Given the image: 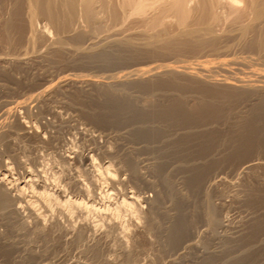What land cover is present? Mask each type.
<instances>
[{"label": "rangeland", "instance_id": "obj_1", "mask_svg": "<svg viewBox=\"0 0 264 264\" xmlns=\"http://www.w3.org/2000/svg\"><path fill=\"white\" fill-rule=\"evenodd\" d=\"M196 1L187 0V7L194 9ZM27 3L0 0V178L18 196L15 205L23 209L28 228L22 229V220L8 222L0 210V233L11 240L19 232L18 246L33 247L36 257L26 264H264V168H240L246 161L264 160V92L211 86L180 73L119 88L79 82L114 81L136 68L166 65L191 71L205 67L201 77L206 79H248L252 72H264V52L256 43L261 25L248 26L243 16L241 23L248 22L249 29L243 36L238 25L220 18L212 36L150 45L147 37L153 32L166 37L181 28L173 12L156 4L141 16L120 6L121 0H106L98 8L94 33L80 20L62 28L37 15L31 24ZM157 12L162 23L153 31L148 22ZM196 12L184 26L204 33L206 23L194 20ZM61 76L78 77V82L46 93L37 106L32 102L31 117L14 108L17 99L31 101ZM258 83L264 85V78ZM7 107L41 138L22 135V126L5 127L13 119L2 114ZM129 155L148 182H156L157 173L147 166L164 157L159 156L174 187L169 193L182 197L174 204L173 197L164 196L155 225L146 220L144 197L153 199L162 183L131 180ZM24 174L37 183H17L27 179ZM42 191L52 199L45 202ZM54 196L80 203L58 204ZM35 215L46 225L45 233L37 230ZM7 247L0 243V264H14L23 255Z\"/></svg>", "mask_w": 264, "mask_h": 264}, {"label": "bare ground", "instance_id": "obj_2", "mask_svg": "<svg viewBox=\"0 0 264 264\" xmlns=\"http://www.w3.org/2000/svg\"><path fill=\"white\" fill-rule=\"evenodd\" d=\"M106 0H28V11H29V15H30V22L31 24L34 23L32 20H34L35 17H38L37 15H43L45 16L49 22H51L52 24L56 25L57 27H66L68 25H70L74 20H80L79 23H84L88 26V28H90V32H94L96 31V26L98 25V22L100 21L99 18V7H103L104 6V2ZM109 2V1H108ZM195 2V1H194ZM157 6H156V5ZM106 5V4H105ZM120 6H130L132 7V12L134 14L137 15H144L147 13V11L149 9L154 8L155 6L158 7L159 10L162 11H170L173 12L176 15V23L178 22L180 24V27L178 30L179 32L177 33L176 31V35L172 36H161L159 34V32H153V34L150 35V38L147 37L148 40L147 44H157L160 43L163 46H168V45H174V41L176 42V40L182 44L187 43L189 40V37L194 36V35H199V36H204V35H208V36H212L213 32L212 30V25H214L217 21L220 20V18L226 21H230L232 25H238V27L241 29V35L245 36L248 33L247 29L248 27H245V25H247V23L249 22L248 26H250V24L252 23V26H254L253 24H259L261 25V30H259V32L257 33V46L259 48L260 51L264 52V0H197L194 9H196V11L199 13L198 16H196V18L194 20L198 21V22H202V23H206V28L202 29L204 31L203 32H199L201 30H195V29H189L186 26H184L185 21L188 19L190 12L194 9H190L189 7H187V0H168V1H164L163 3L161 2L160 4L157 3V1H149V0H121ZM194 6V5H193ZM220 8L222 11V17L220 14H218L216 12V10ZM106 10V9H105ZM219 10V9H218ZM196 12V14H197ZM160 13H163L160 11ZM195 14V12H193ZM158 12H157V16L154 15V17H151V20L148 22V25H150L151 29L156 26V23H162L159 22V16H158ZM192 14V13H191ZM152 16V15H151ZM243 16H246L248 19V22L243 25L241 18ZM158 17V18H157ZM192 17V16H191ZM245 17V18H246ZM145 18V17H144ZM192 20V18H190ZM190 19H188V21H190ZM36 20V19H35ZM145 20V19H144ZM222 21V20H221ZM191 22V21H190ZM242 22V23H241ZM147 24V23H146ZM190 24V23H189ZM208 24V25H207ZM147 25V26H148ZM161 25V24H159ZM157 25V26H159ZM191 25V24H190ZM188 25V26H190ZM195 25V24H194ZM204 25V24H203ZM243 25V26H242ZM146 26V27H147ZM156 26V27H157ZM179 26V25H178ZM192 26V25H191ZM201 26V25H200ZM242 26V27H240ZM145 27V26H144ZM155 27V28H156ZM204 27V26H203ZM259 27V26H258ZM192 28V27H190ZM251 28V27H250ZM245 29V30H243ZM153 31L155 30L154 28L152 29ZM147 31V30H146ZM151 31V30H150ZM149 31V32H150ZM156 31V30H155ZM258 31V30H257ZM84 32V31H83ZM142 32V31H141ZM165 32V31H164ZM95 33V32H94ZM152 33V32H150ZM166 33V32H165ZM169 33V32H168ZM148 33L145 34V36H147ZM171 34V33H170ZM169 34V35H170ZM79 35V34H78ZM98 36V35H97ZM149 36V34H148ZM206 37V36H205ZM126 40V39H125ZM128 40V39H127ZM145 42V43H146ZM177 43V42H176ZM179 43V44H180ZM206 43V42H205ZM211 44V43H210ZM170 47V46H169ZM172 47V46H171ZM168 48V47H167ZM89 49V48H88ZM165 50V49H164ZM48 53V52H47ZM14 61V60H13ZM161 67V66H160ZM159 66L156 67H151V68H144V69H137L130 72V73H126V74H122L119 76H122L121 78H115L116 80L112 81H106V82H99L97 80L94 79H90V78H79L82 79L81 81H79L80 83H84L87 86H98V87H108V88H119V86H124L126 84H133V83H142L144 81H148L154 78H159L162 77L163 75H167V74H182L184 76H186L187 78L190 79H194V80H201L206 82L207 84H210L211 86H221V87H226V88H230L232 90H242V91H262L264 92V85L259 84V80L261 78H264V72H252L251 75L248 77V79H244L242 77H235V78H224V79H206L203 78L205 77V75L203 77H201L202 75V71L206 70L205 67H199L197 68V70L191 71V69H187L185 68L184 70H177L173 67L167 66L166 67H162L160 69ZM187 67V66H186ZM133 69V68H132ZM259 70V69H258ZM131 71V70H130ZM124 73V72H123ZM76 76V75H74ZM118 77V76H117ZM78 78V77H76ZM74 79L67 76H61L60 79H57V81L55 80L53 86L51 88L48 89V86H46L47 88H43L41 90H37V92L30 98L31 101H18L15 103V107H21L22 111L24 110L25 115L27 114L28 116L31 117L32 113H31V107L34 106L33 103L36 102L35 106L38 105V102L42 99L44 100V96L46 93L48 92H52V91H59L61 89H64L65 86L67 85H72V86H76V83L78 82L77 79ZM259 79V80H258ZM51 81V80H50ZM200 81V82H201ZM81 85V84H80ZM41 88V87H39ZM66 88V87H65ZM37 89V88H36ZM58 93V92H57ZM7 94V93H6ZM47 97V96H46ZM26 99V98H25ZM29 99V98H28ZM15 101V100H14ZM33 102V103H32ZM68 102V101H67ZM42 103V102H41ZM4 104V103H3ZM46 104V103H45ZM48 104V103H47ZM51 105V104H50ZM2 106H6V104L2 105ZM9 106V105H8ZM11 106V105H10ZM44 106V105H43ZM13 107V106H12ZM12 107H7L5 108V110H2V114L8 117H12L9 122H2L3 124H5V127H9L10 129L13 128L15 129L16 126H22V135L24 136H28V137H36V138H41L40 137V133L37 132V128L36 130L28 125H22L21 119H19V117L17 116V111L15 112L14 108ZM37 108V107H36ZM46 108V107H45ZM48 108V106H47ZM2 109V108H1ZM13 109V110H12ZM49 109V108H48ZM17 110V109H16ZM33 110V109H32ZM35 110V109H34ZM33 110V111H34ZM39 111V110H37ZM35 112V111H34ZM36 113V112H35ZM52 113V112H51ZM77 113V112H76ZM22 114V113H21ZM57 115V114H56ZM2 116V115H1ZM2 116V117H5ZM20 116V114H19ZM33 116V115H32ZM70 116V115H69ZM21 117V116H20ZM39 117V116H38ZM61 117V116H60ZM23 118V117H22ZM25 119V118H23ZM22 119V120H23ZM32 119V118H31ZM45 119V118H44ZM27 120V119H26ZM59 120V118H58ZM70 120V119H69ZM8 121V120H7ZM34 121V120H33ZM43 122V121H42ZM26 124V122H25ZM2 125V124H1ZM15 125V126H14ZM48 125V124H47ZM34 126V125H33ZM2 127V126H1ZM35 127V126H34ZM46 128V126H44ZM40 128V127H38ZM8 129V128H7ZM5 129V130H7ZM9 129V130H10ZM1 130V129H0ZM3 130V129H2ZM3 130V131H5ZM17 130V129H16ZM41 130V129H40ZM11 131V130H10ZM9 131V132H10ZM21 131V130H20ZM44 131V130H43ZM47 131V130H46ZM19 132V131H18ZM11 134V133H10ZM21 134V133H20ZM149 134V133H148ZM155 134V133H154ZM18 135V134H17ZM47 135V134H45ZM44 135V136H45ZM19 136V135H18ZM43 136V134H42ZM50 136V135H49ZM5 137V136H4ZM20 137V136H19ZM126 137V136H124ZM27 138V137H26ZM46 138V137H45ZM44 138V139H45ZM52 138V137H51ZM167 138V137H166ZM41 140V139H40ZM47 141V140H46ZM53 141V140H52ZM25 143V142H24ZM48 143V142H47ZM3 144V143H2ZM49 144V143H48ZM18 145V144H17ZM141 146V145H140ZM160 146V145H159ZM143 147V146H142ZM150 147V146H149ZM162 147V146H161ZM161 149V148H160ZM143 150V149H142ZM141 150V151H142ZM140 151V150H139ZM144 151V150H143ZM142 151V152H143ZM159 151V148H158ZM153 152V151H152ZM160 152V151H159ZM158 152V153H159ZM162 152V151H161ZM40 153V152H39ZM33 154V153H32ZM129 154V153H128ZM68 155V154H67ZM70 156V155H68ZM66 156V157H68ZM77 156V155H76ZM160 156V155H159ZM156 162H152L151 164H149L147 166V170L151 171L152 173H157L156 177H157V181L156 182H148L145 181L142 177V173L138 167V161H135L130 155L127 156L126 160V165H127V169H128V173H129V177L131 180L136 181L137 183H149L150 185H152L153 183H162V190L157 192V194L155 195V197L153 199L144 197V201L146 203L149 204V210L147 211V218L146 220H148V224L149 225H155V218L157 216H155L157 214V212L159 211V209L161 208V203L163 201L164 196H170L173 197V202L175 204V200L177 201V203L181 200L182 197L178 196L176 194L172 195L171 193H169L170 191H172L173 185H172V180L171 178H169L170 175V171H168L166 168H163L164 164H163V159L159 158ZM82 157V156H80ZM162 157V156H160ZM46 158V157H45ZM60 158V157H59ZM87 157H83V159H87ZM164 158V157H162ZM20 159V157H19ZM72 159V158H71ZM76 159V158H75ZM162 162H161V160ZM94 160V159H92ZM149 160V159H148ZM152 160V159H151ZM49 161V160H48ZM146 161V160H145ZM150 162V161H149ZM38 163V162H37ZM53 163V162H52ZM59 163V162H58ZM140 163V161H139ZM166 164V163H165ZM110 165V164H109ZM142 165V164H140ZM139 165V166H140ZM167 165V164H166ZM168 166V165H167ZM178 166V165H177ZM180 166V165H179ZM61 167V166H60ZM256 167H262L264 168V160H260V161H255V160H249L246 161L245 163H243V165L240 167L242 168V172L245 171H249L252 170L253 168ZM72 168V167H71ZM144 168V167H143ZM178 168V167H177ZM169 169V168H168ZM173 169V168H171ZM61 170V169H60ZM73 170V169H72ZM109 170V169H108ZM107 170V171H108ZM126 170V169H125ZM124 170V171H125ZM142 170V169H141ZM240 170V169H239ZM42 171V170H41ZM92 171V170H91ZM123 171V173H124ZM172 171V170H171ZM44 172V171H43ZM74 172V171H73ZM146 172V171H145ZM164 172V173H163ZM174 172V171H173ZM48 173V172H47ZM116 173V172H115ZM172 173V172H171ZM121 174V173H118ZM125 174V173H124ZM25 175V174H24ZM63 175V174H62ZM69 175V174H68ZM26 174L25 177H27L26 180L24 181H17V183H25V184H34L37 183L36 180L32 179L33 177ZM43 177V176H42ZM45 177V175H44ZM47 177V176H46ZM117 177V176H116ZM123 177V176H122ZM126 177V176H125ZM7 178V177H6ZM24 178V177H23ZM184 178V177H183ZM115 179V178H114ZM122 179V178H121ZM106 180V179H105ZM119 180V179H118ZM117 180V181H118ZM8 181V180H7ZM54 181V180H53ZM65 181V180H64ZM78 181V180H77ZM80 181V180H79ZM108 181V180H107ZM129 181V180H127ZM132 181V183H133ZM51 182V181H50ZM59 182V181H58ZM67 182V181H66ZM69 182V181H68ZM7 183V182H6ZM6 183H4L3 178H0V210L3 211V218L6 220L13 221V220H22L21 221V226L22 229L24 230H28L27 225L25 223V221L22 219V215H21V211L23 210L21 208L20 205H15V201L18 199V196H15L13 194H11V192L9 191V188L5 185ZM71 183V182H70ZM69 183V184H70ZM113 183V182H112ZM120 183V182H118ZM61 184V183H60ZM117 184V183H116ZM215 184V183H214ZM41 185V184H40ZM56 185V184H55ZM62 185V184H61ZM71 185V184H70ZM80 185V184H79ZM82 185V184H81ZM84 185V184H83ZM121 184H119L120 186ZM123 185V184H122ZM21 186V185H20ZM23 186V185H22ZM28 186V185H27ZM94 186V185H93ZM113 186V185H112ZM125 186V185H124ZM66 187V186H65ZM115 187V186H114ZM23 187H20V190H22ZM25 188V187H24ZM23 188V189H24ZM28 188V187H27ZM35 188V186H34ZM54 188V187H53ZM57 188V187H55ZM54 188V189H55ZM60 188V187H59ZM69 188V187H68ZM76 188V187H75ZM30 189H33L30 188ZM16 190V189H15ZM19 190V189H18ZM79 190H83V188L79 187ZM111 190V189H110ZM114 190V189H113ZM174 190V189H173ZM34 191V190H32ZM60 191V190H59ZM75 191V190H74ZM18 192V191H17ZM31 192V191H30ZM35 192V191H34ZM175 192V190H174ZM53 193V192H52ZM35 194V193H34ZM38 194L43 198V200L45 202H48V200L52 199V194L45 192H38ZM115 194V193H114ZM18 195V194H16ZM36 195V194H35ZM56 195V194H55ZM62 195V194H61ZM90 195V194H89ZM122 195V193H121ZM153 195V194H152ZM22 196V195H21ZM112 196V195H111ZM127 196V195H126ZM131 196V195H130ZM134 196V195H133ZM141 196V195H140ZM55 197V196H54ZM53 197V198H54ZM68 197V195H67ZM139 197V196H138ZM143 197V196H142ZM66 198V197H65ZM70 198V197H69ZM22 199V198H21ZM127 199V198H126ZM123 199L122 200V204L123 205H128L129 202ZM129 199H134V197H130ZM172 199V198H171ZM40 200V199H39ZM54 201H56L58 204L61 203H71V204H77L80 202L77 201H70L69 200H64L62 201V199L59 198V196L55 197L53 199ZM82 200V199H81ZM108 200V199H107ZM137 200V199H136ZM143 200V199H141ZM25 201V200H24ZM119 201V200H118ZM135 201V200H134ZM171 201V200H170ZM17 202V201H16ZM43 202V201H42ZM51 202V201H50ZM140 202V201H139ZM143 202V201H141ZM19 203V202H18ZM145 204V203H144ZM163 204V203H162ZM122 205V206H123ZM131 205V204H130ZM44 207V206H43ZM124 207V206H123ZM130 207V206H129ZM97 208V207H96ZM22 209V210H21ZM29 211V210H28ZM167 212V211H166ZM35 213V212H33ZM56 213V212H55ZM167 214V213H166ZM32 215V214H31ZM34 217V221L37 227V230L39 229V231H43L45 230V226L43 225V223L41 222L40 218L38 216H33ZM32 217V218H33ZM2 218V219H3ZM158 218V217H157ZM156 218V219H157ZM168 218V217H167ZM180 219V218H179ZM209 219L212 221V223L214 225H216L219 228H226V224L219 220V219H214L209 217ZM1 220V219H0ZM176 220V219H175ZM157 222V221H156ZM170 222V221H169ZM14 223V222H13ZM16 223V222H15ZM175 223V222H174ZM173 223V225H174ZM9 224V223H8ZM178 224V223H177ZM181 224V223H180ZM158 225V224H157ZM18 226V225H17ZM175 226V225H174ZM6 227V226H5ZM29 227V226H28ZM50 227V226H49ZM170 227V226H169ZM35 228V227H34ZM151 228V227H150ZM30 229V228H29ZM33 229V228H32ZM31 229V230H32ZM178 229V228H177ZM6 231V230H5ZM69 232V231H68ZM178 232V231H177ZM45 233V232H44ZM180 233V232H179ZM21 233L18 232V234L15 235L14 239L11 240H6L4 238V236L2 235V233H0V243L2 245H5L7 248L9 249H16L17 250H21L23 255L20 257V260L15 261L14 264H26L27 262H29L30 260H33L34 256L33 254V247H30L28 245H23V247L18 246L21 243V240L19 239V235ZM39 234V233H38ZM7 235V234H6ZM41 235V234H40ZM179 235V234H178ZM10 236V235H9ZM27 236V235H26ZM13 238V237H12ZM28 242V241H27ZM41 245V244H40ZM193 244H189V247H192ZM187 248V247H186ZM1 251V250H0ZM42 252V251H41ZM36 253V252H35ZM21 254V253H20ZM5 256V255H4ZM19 259V258H18ZM57 259V258H56ZM17 260V259H16ZM47 260V259H46ZM41 262V261H39ZM46 263V261H45Z\"/></svg>", "mask_w": 264, "mask_h": 264}]
</instances>
